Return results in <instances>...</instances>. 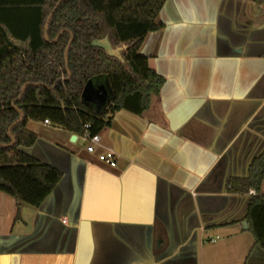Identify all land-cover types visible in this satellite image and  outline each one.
Returning <instances> with one entry per match:
<instances>
[{"label":"crops","instance_id":"obj_1","mask_svg":"<svg viewBox=\"0 0 264 264\" xmlns=\"http://www.w3.org/2000/svg\"><path fill=\"white\" fill-rule=\"evenodd\" d=\"M158 20L146 111H118L92 153L31 130L62 176L38 208L0 193V264H264L256 193L230 188L264 153V0H166Z\"/></svg>","mask_w":264,"mask_h":264},{"label":"trees","instance_id":"obj_2","mask_svg":"<svg viewBox=\"0 0 264 264\" xmlns=\"http://www.w3.org/2000/svg\"><path fill=\"white\" fill-rule=\"evenodd\" d=\"M166 0H0V193L38 208L61 179V172L23 149L37 136L29 120L49 121L81 136L101 134L114 115H141L160 94L164 77L148 65L140 47L162 27ZM263 0H255L260 5ZM107 38L122 47L111 58L92 41ZM105 75L111 97L97 111L82 100L89 79ZM264 153L233 192L255 191L247 219L255 244L264 248ZM19 219V213L15 220Z\"/></svg>","mask_w":264,"mask_h":264},{"label":"water","instance_id":"obj_3","mask_svg":"<svg viewBox=\"0 0 264 264\" xmlns=\"http://www.w3.org/2000/svg\"><path fill=\"white\" fill-rule=\"evenodd\" d=\"M91 45L102 49L107 56L121 60L120 52L122 51V47L113 48L106 37L92 41ZM81 98L84 102L91 104L95 110L99 111L108 103L109 93L102 83L89 79L82 89ZM75 137L73 135L70 140L73 141ZM23 151L28 154L27 148L23 149Z\"/></svg>","mask_w":264,"mask_h":264},{"label":"rangeland","instance_id":"obj_4","mask_svg":"<svg viewBox=\"0 0 264 264\" xmlns=\"http://www.w3.org/2000/svg\"><path fill=\"white\" fill-rule=\"evenodd\" d=\"M148 35H147L143 45L140 48V53L144 54V55H147V53L150 50L149 46H151V43H149V45L145 44L149 38ZM94 80L99 82V83H102L105 86V88L107 89V91L109 93V98H110L111 97V89H110V85H109L107 77L105 75H101V76L94 77ZM26 127L29 130H32L35 133L40 134L41 136L48 137L52 141H55V140L57 141L61 136L64 135L63 131L61 129H59V127L54 126V125H45L41 121L29 120L27 122ZM86 145H87V143L84 140L83 141L80 140L78 143V146L80 147V149H83Z\"/></svg>","mask_w":264,"mask_h":264},{"label":"built area","instance_id":"obj_5","mask_svg":"<svg viewBox=\"0 0 264 264\" xmlns=\"http://www.w3.org/2000/svg\"><path fill=\"white\" fill-rule=\"evenodd\" d=\"M44 124L46 125H51L49 123V121L45 120L43 121ZM81 138L86 141L87 145H86V150L89 153H92L95 151V146H99L100 145V141H101V136L100 134H94V135H90L88 133V131H84V133L81 135ZM98 159L105 163L106 165L110 166V167H114L116 165L115 160L113 159V157L111 155H108L106 153H99L98 154ZM251 193L254 194V191H251Z\"/></svg>","mask_w":264,"mask_h":264}]
</instances>
